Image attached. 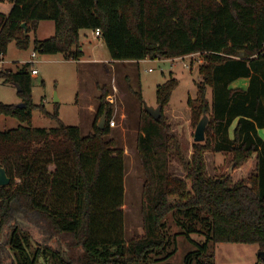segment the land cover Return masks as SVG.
<instances>
[{
    "label": "trees",
    "instance_id": "1",
    "mask_svg": "<svg viewBox=\"0 0 264 264\" xmlns=\"http://www.w3.org/2000/svg\"><path fill=\"white\" fill-rule=\"evenodd\" d=\"M4 1L11 8L0 12V56L14 42L21 50L32 44L40 54L77 61L83 56L79 31L84 29L99 30L113 61L201 54V82L188 104L195 118H208L204 141L194 143L185 161L164 118L141 111L136 153L144 175L143 233L126 242L125 165L115 141L106 139L113 110L106 92L96 109L99 119L105 114L102 130L93 125L83 136L58 118L57 108L52 115L40 108L56 128H33L30 63L1 71L5 83L18 86L23 106L0 103V115L25 124L0 130V167L10 179L0 186V231L7 230L13 264H174L178 237L190 246L180 264H215L211 247L218 243L255 245L264 252V140L258 133L264 129V0ZM48 20L54 35L31 43L29 33ZM238 81L246 85L234 86ZM176 86L170 74L156 87L161 111ZM172 146L185 179L169 171ZM204 150L229 154L235 168L255 156L254 171L237 182L224 174L209 177ZM15 205L35 236L13 219ZM74 250L79 257L69 254Z\"/></svg>",
    "mask_w": 264,
    "mask_h": 264
},
{
    "label": "rangeland",
    "instance_id": "2",
    "mask_svg": "<svg viewBox=\"0 0 264 264\" xmlns=\"http://www.w3.org/2000/svg\"><path fill=\"white\" fill-rule=\"evenodd\" d=\"M10 8L11 4L8 1L0 3V12L7 14ZM53 35L54 23L51 20L41 21L35 32L29 33L31 43L34 39L46 40ZM79 37V43L84 51L78 61L66 59L62 54H40L33 50L32 44L28 49L21 50L14 42H11L6 54L0 56V72L5 70L15 72L25 63H29L31 54H36V57L32 59L33 63H30L27 68L29 72L31 70L37 72L31 80L32 102L36 105L31 117L33 128L46 130L56 128L57 122L47 117L44 112L52 115L57 108L58 118L65 125L78 127L81 134L86 136L93 132V125L99 122V117L96 116L98 99L106 92L105 100L113 106L109 121L114 122V126L110 127L108 121L110 135L106 139L115 141L117 147L123 152L125 165L124 199L121 209L124 239L128 242L143 233L141 211L144 175L136 153L138 120L143 111V104L157 108L156 87L165 83L170 74L177 80V86L171 93L169 103L162 109L161 116L174 136V143L180 157L189 161L195 143L193 141L195 128L202 117L197 119L193 116L188 100L196 99V85L201 82L198 69L204 63L203 56L196 53L174 59H146L139 64L110 63L106 62L112 61L107 48L100 38H94L91 30H80ZM240 85L244 87L246 81H238L234 86ZM134 91L141 94L143 102L136 98ZM55 97L59 101H55ZM206 99L211 100L209 88L206 90ZM0 103L15 105L21 103L16 94V87L5 83L1 77ZM89 104L95 107L92 113L88 107ZM40 108H43L44 112ZM19 125L25 126L15 118L0 115L1 131L14 129ZM170 151V173L185 179L186 175L175 154L174 146ZM202 155L209 177L224 174L229 175L233 182H237L247 178L254 171L255 156L241 167L235 168L229 154L204 150ZM48 170H53V167H48ZM17 183L19 180L14 179V184ZM13 219L31 235L37 234L34 228L24 225L29 224V220L17 205L13 209ZM171 231L175 232L176 228L172 227ZM6 232L7 230L0 231L2 247L0 264H13L12 252L6 244ZM177 248L176 255L172 259L174 264L181 263L183 255L190 246L182 237H178ZM64 249L69 251L68 247ZM211 249L215 264H264L258 259V248L255 245L218 243L212 245ZM69 254L79 257L80 251H70ZM41 262L43 263L42 260Z\"/></svg>",
    "mask_w": 264,
    "mask_h": 264
},
{
    "label": "water",
    "instance_id": "3",
    "mask_svg": "<svg viewBox=\"0 0 264 264\" xmlns=\"http://www.w3.org/2000/svg\"><path fill=\"white\" fill-rule=\"evenodd\" d=\"M22 28L25 30V24H22ZM16 87V91H19L18 86L14 85ZM55 101H58V99L55 97ZM16 106L18 107H22L23 104L19 103ZM143 109L144 111L153 119L158 120L159 117L161 116V108L157 107V108H152V107H148L147 105L143 104ZM208 123V118L206 116L202 117L201 120L198 122L196 128H195V132L193 135V141L195 143H202L205 139V129ZM104 124H105V114H103L100 119L99 122L97 124V128L102 130L104 129ZM10 182V179L8 178L5 169L0 167V186H7ZM258 257L264 261V252H258Z\"/></svg>",
    "mask_w": 264,
    "mask_h": 264
},
{
    "label": "crops",
    "instance_id": "4",
    "mask_svg": "<svg viewBox=\"0 0 264 264\" xmlns=\"http://www.w3.org/2000/svg\"><path fill=\"white\" fill-rule=\"evenodd\" d=\"M92 33H93V31H92ZM94 36V35H93ZM94 38H96L95 36H94ZM81 51H84V49L81 47V49H80ZM146 60V59H145ZM73 61V60H72ZM78 61V60H77ZM144 60H142V61H122V62H124V63H134V64H139L140 62H143ZM95 62V61H94ZM106 62H110V63H118V62H120V61H106ZM31 77H33V76H31ZM59 101V100H58ZM88 107L90 108V112L92 113V112H94V106L92 105V104H89L88 105ZM97 109V108H96ZM258 133H259V136L264 140V129H261V130H258ZM26 223V222H25ZM25 226H27V225H29L28 223H26V224H24Z\"/></svg>",
    "mask_w": 264,
    "mask_h": 264
},
{
    "label": "built area",
    "instance_id": "5",
    "mask_svg": "<svg viewBox=\"0 0 264 264\" xmlns=\"http://www.w3.org/2000/svg\"><path fill=\"white\" fill-rule=\"evenodd\" d=\"M93 35L96 37V38H99V36H100V32H99V30H95V31H93ZM36 57V54L35 53H33V54H31V59H30V61H29V63H33L32 62V59H34ZM30 74H31V76H35L36 74H37V72L35 71V70H31L30 71ZM109 126L110 127H113L114 126V122L113 121H109Z\"/></svg>",
    "mask_w": 264,
    "mask_h": 264
}]
</instances>
